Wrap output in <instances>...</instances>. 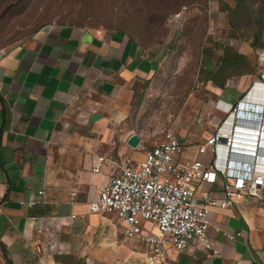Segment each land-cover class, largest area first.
Returning a JSON list of instances; mask_svg holds the SVG:
<instances>
[{"label": "crops", "instance_id": "crops-1", "mask_svg": "<svg viewBox=\"0 0 264 264\" xmlns=\"http://www.w3.org/2000/svg\"><path fill=\"white\" fill-rule=\"evenodd\" d=\"M228 45L241 58L226 60L223 86L214 85L213 129L225 115L220 104L264 102V28L254 53ZM160 55L120 31L68 24L47 25L0 49V242L12 264H120L121 255L130 263L137 253L125 241L142 250L145 264L142 246L125 239L111 218L90 213L88 202L112 171L110 162L92 171L98 156L143 157L141 142L127 144L134 132L125 120L135 83L153 75ZM30 200L33 207L19 204ZM251 208L243 201L212 210L209 235L219 254L169 250L164 264H264V232ZM224 232L242 236L228 240Z\"/></svg>", "mask_w": 264, "mask_h": 264}, {"label": "rangeland", "instance_id": "rangeland-1", "mask_svg": "<svg viewBox=\"0 0 264 264\" xmlns=\"http://www.w3.org/2000/svg\"><path fill=\"white\" fill-rule=\"evenodd\" d=\"M159 1L0 0V49L26 42L50 24L126 33L140 47L161 52L153 75L134 85L126 127L141 136L144 148L156 143L168 129L189 145L196 144L209 135L216 121L215 117L208 121L214 115L208 113V104L215 83L206 77L213 75L222 81L220 60L228 44L254 53L258 0L244 1L242 11L235 14L225 9L233 8L232 0ZM164 8L168 11L161 12ZM205 114L207 119H203ZM249 214L256 229L264 232V200L252 206ZM104 216L116 222L112 215ZM125 243L137 255L130 263L121 255L120 264H144L139 259L142 250Z\"/></svg>", "mask_w": 264, "mask_h": 264}, {"label": "built area", "instance_id": "built-area-1", "mask_svg": "<svg viewBox=\"0 0 264 264\" xmlns=\"http://www.w3.org/2000/svg\"><path fill=\"white\" fill-rule=\"evenodd\" d=\"M258 63L264 85L261 54ZM219 108L225 115L218 125L192 146L168 129L143 147L142 159L98 156L92 167L98 173L107 162L113 164L106 183L89 200V212L112 215L122 236L142 246L145 264H164L169 250L219 254L209 235L212 210L264 200V102L242 98ZM19 204L30 208L35 201ZM224 235L234 240L242 233Z\"/></svg>", "mask_w": 264, "mask_h": 264}, {"label": "trees", "instance_id": "trees-1", "mask_svg": "<svg viewBox=\"0 0 264 264\" xmlns=\"http://www.w3.org/2000/svg\"><path fill=\"white\" fill-rule=\"evenodd\" d=\"M162 1L163 0H160L159 2H162ZM169 1H172V0H165L163 2H165V4H166ZM232 1L234 2L233 8L232 7H229V6L227 8H225L227 11H229V14H235L236 12H239L243 8L244 1H246V0H232ZM250 1H255V0H250ZM154 8L156 9V7H154ZM163 11L164 12L165 11H168V9L167 8H164L161 12H163ZM255 13L256 14H255V18H254L255 20L254 21H255V25H256L257 30H256V32L254 34V42H253L254 45H256L257 43H259V40H260V37H261V31L264 28V0H258L257 6H256V12ZM131 39H133V38H131ZM142 49H145V48H142ZM233 54L234 53L231 52V51H229V49H226V52L223 54V56H222V58L220 60V63L222 65L221 68H224L225 69L226 60H228L229 62L234 63L235 61H238L241 58L240 55L235 54L233 56ZM209 73H210V70H208L207 75ZM206 78L208 80L213 81L216 85L223 86V79H222V81H218L215 78V76H213V75H208ZM223 78H224V76H223ZM0 250H1L2 254H3V256L5 257L6 264H12L11 261L7 258L6 248H5V246L1 242H0Z\"/></svg>", "mask_w": 264, "mask_h": 264}, {"label": "water", "instance_id": "water-1", "mask_svg": "<svg viewBox=\"0 0 264 264\" xmlns=\"http://www.w3.org/2000/svg\"><path fill=\"white\" fill-rule=\"evenodd\" d=\"M140 137L138 134L133 133L132 135L129 136L127 139V144L131 147H136L139 144Z\"/></svg>", "mask_w": 264, "mask_h": 264}]
</instances>
